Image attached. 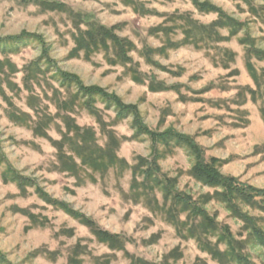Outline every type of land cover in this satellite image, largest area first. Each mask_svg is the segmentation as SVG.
<instances>
[{
    "label": "rangeland",
    "instance_id": "374dc122",
    "mask_svg": "<svg viewBox=\"0 0 264 264\" xmlns=\"http://www.w3.org/2000/svg\"><path fill=\"white\" fill-rule=\"evenodd\" d=\"M50 1L63 7L51 9L40 0H0V37L39 35L55 62L50 70L42 64L40 71L30 72L27 83L25 68L41 56V45L29 41L13 49L0 44V264H131L127 252L152 263L239 264L213 257L197 238L189 236L188 229L179 233L177 220L184 222L188 215L170 209L171 202L165 200L161 188L144 189L141 177L132 187L131 167L138 165L139 157L152 159V141L146 135L133 139L131 118L117 120L116 110L106 107L100 97L95 105L122 140L118 156L130 168L121 172L117 165L104 174L96 173V182L90 177L92 171L81 172L78 179L60 169L58 150L49 137L62 138L68 114L78 125L93 127L98 144L107 142L96 118L83 105L87 99L77 100L71 112L60 110L57 104L71 99L76 88L61 85L59 68L77 75L86 86L102 87L124 104L137 106L152 130L173 128L192 137L207 158L224 162L222 174L264 189V60L250 56L260 77V90L247 67L248 40L264 50V2L251 0L252 11V3L245 0H201L220 7L245 26L235 37H230L229 28L220 29L221 41L195 47L175 44L184 40L185 28L196 32L195 25L210 24L218 16L200 11L192 0ZM72 10L89 12L107 26L117 25V33L135 46L129 53L132 64L111 63L104 51L91 54L90 59L84 52L72 53L77 33ZM164 28L170 29L169 36ZM131 67L145 83L134 80L138 75L129 72ZM12 69L18 71L12 73ZM151 78L173 88L150 90ZM248 87L256 90L254 97L244 89ZM10 112L19 114L22 121L13 120ZM39 123L41 133L36 134ZM159 148L166 154L159 159L162 174L175 179L176 189L191 196L217 221L219 230L209 233L208 240L217 246L220 231L228 226L251 263L264 264V246L252 243L245 223L214 197L216 188L191 175L194 160L188 149L177 144L170 150L163 144ZM9 165L35 186L21 190L16 183L5 181ZM38 188L50 202L37 193ZM54 201L86 215L103 230L126 237L127 252L110 248ZM240 206L264 230L263 210ZM218 247L227 250L223 243Z\"/></svg>",
    "mask_w": 264,
    "mask_h": 264
},
{
    "label": "trees",
    "instance_id": "16d2710c",
    "mask_svg": "<svg viewBox=\"0 0 264 264\" xmlns=\"http://www.w3.org/2000/svg\"><path fill=\"white\" fill-rule=\"evenodd\" d=\"M133 1V0H132ZM252 3L251 0H245ZM264 2V0H262ZM197 9L205 13H215L218 18L210 24L195 25L196 32L193 28H185L184 40L175 44L176 46L194 45L200 47V45L208 41H221L223 39L220 29L229 28L230 37L237 36L244 28V22H241L232 16L228 15L220 7L211 4L209 1L202 2L201 0H192ZM42 5H48L51 9H58L63 7V4L53 2L50 0H40ZM134 3V1H133ZM252 11H255L253 3L251 4ZM75 14V23L77 33L74 35L75 46L72 53L79 54L84 52L87 59H90V55L96 52L104 51L107 59L111 63H121L124 66L131 65L133 58L129 56V53L135 47L133 42L126 37H121L118 33V27L107 26L98 21L93 14L89 12H77ZM264 12V10H263ZM80 18V19H78ZM78 20V21H77ZM78 24V25H77ZM161 28L160 30H162ZM165 33L169 36L168 28H164ZM250 38V36L247 37ZM29 41H36L41 45L42 54L39 58L32 61L26 68L27 75L25 80L28 83L30 72L40 71L42 64H45L50 70L55 66L54 60L50 57L47 44L44 39L39 35H33L24 33L18 36L0 37V44L5 46H11V48H17L21 44H25ZM248 55L249 60L247 67L253 74V78L257 85V89L260 90L261 83L259 74L251 62L250 56L254 54L259 60H264V50L258 49L254 43L250 40ZM203 47V46H201ZM12 73L17 72V69H12ZM29 72V73H28ZM60 76V83L62 86L69 88L75 87L76 92L69 100H62L57 105L63 112L73 111V107L77 100L82 99L84 107L89 113L94 116L101 126L102 133L107 137L105 146L98 144L96 139V132L93 127L80 126L76 123L75 119L70 115H65L66 131L63 132V136L60 140H54L43 134L45 137H49L55 148L58 150V158L60 161V169L65 172L76 176L80 179L81 172L90 173V177L93 182H96L95 174H104L110 168L121 167V172L130 168L127 161L118 156V149L122 143V140L118 137L116 131L110 128L104 118L101 111L96 107V97H100L105 103L106 107H113L116 110L117 120H126L131 118V126L134 129L133 139H138L140 136L146 135L150 138L153 144L152 159L139 157L137 166L131 167L133 170V186L138 182V177L143 178L142 186L144 189L149 190L159 187L164 192V198L166 201L171 202L170 209L173 211L177 209L179 213H187L188 219L186 221L177 220V227L179 233L188 229V234L191 238H197V241L204 249H207L213 257L219 260H233L239 264H252L250 257L243 253L240 249L241 242L236 240L233 233L228 226H225L220 232V236L215 246L207 238L209 233H214L219 230V225L214 216L210 215L207 209L199 205L189 195L184 194L176 189L175 179L168 178L165 174H162V169L159 165V159L166 155L160 150L159 145L163 144L167 149H171L172 144L182 145L186 147L192 156L194 163L191 168V175L198 181L216 188L214 197L220 202L225 203L227 209L231 211L237 218L241 219L246 228L249 230L252 243H259L264 246V230L258 226L256 219L248 212H244L240 204H246L253 208L263 210L264 212V189L255 188L249 184L241 182L240 179L234 176H227L222 174L220 166L222 160L216 157L207 158L205 151L201 145H199L192 137L182 134L173 128H169L163 132L152 130L143 121L142 114L137 106L124 104L122 99L114 93H109L102 87L98 86H86L84 82L77 76L67 72L56 70ZM129 72L133 75H138L137 69L131 67ZM1 73V72H0ZM139 77V75H138ZM134 76V80H140L144 82L142 78ZM11 88L17 86L10 85ZM173 87H167L164 83L157 82L154 78H151L149 89L155 91H162L171 89ZM248 89L253 97L256 95V90L252 88ZM2 90V89H0ZM5 96L10 107L12 102ZM261 115L264 119V107H261ZM9 116L16 121H22L19 114L10 112ZM42 123L37 124L34 128L36 134L41 133ZM69 153H67L66 151ZM79 160V162L77 161ZM7 168V173L4 175L5 181L14 182L21 190L26 189L27 186H35L29 178H23L16 171L11 169L10 165ZM37 193L46 201L50 202L51 198L48 197L39 188ZM54 205L63 209L72 217L81 221L84 225L89 227L93 234L104 243L108 244L113 250L126 251L128 240L126 237L111 233L107 230H103L97 226L91 218L86 215L76 212L69 208L67 204L59 201H54ZM177 207V208H176ZM173 211H168L171 215H174ZM180 218V217H179ZM182 224L184 227H181ZM182 233V232H181ZM258 241V242H257ZM223 243L227 246V250L222 251L218 246ZM243 249V248H242ZM127 252V251H126ZM131 264H166V263H152L143 258L129 254Z\"/></svg>",
    "mask_w": 264,
    "mask_h": 264
}]
</instances>
